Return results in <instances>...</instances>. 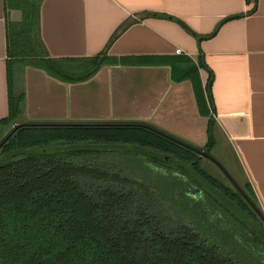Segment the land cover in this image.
<instances>
[{
    "label": "trees",
    "instance_id": "1",
    "mask_svg": "<svg viewBox=\"0 0 264 264\" xmlns=\"http://www.w3.org/2000/svg\"><path fill=\"white\" fill-rule=\"evenodd\" d=\"M15 2L24 12V24L9 32V114L0 127H11L12 133L17 125H29L15 131L0 149V264H239L199 231L183 210L188 200L197 208L208 202L203 210L207 223H217L225 213L264 228L240 191L202 168L205 157L193 150L212 156L217 146L215 76L203 54L197 61L186 55L51 58L40 38L43 0ZM120 64L168 65L175 82L190 81L200 115L208 118L207 145L196 147L149 124L32 126L52 123L21 121L26 93L18 91L16 79L27 66L78 84L105 65ZM201 70L209 73L206 83ZM140 156L165 171L171 169L173 177L159 172L157 179H150L152 174L145 172L137 178L129 167ZM176 162L178 170L172 167ZM140 166L153 173L151 166ZM191 188L204 191V199L189 196ZM242 189L260 208L250 183Z\"/></svg>",
    "mask_w": 264,
    "mask_h": 264
},
{
    "label": "crops",
    "instance_id": "2",
    "mask_svg": "<svg viewBox=\"0 0 264 264\" xmlns=\"http://www.w3.org/2000/svg\"><path fill=\"white\" fill-rule=\"evenodd\" d=\"M16 3L0 0V120L9 114V32L24 24ZM40 38L51 58L203 54L215 76L217 146L232 150L264 213V0H43ZM201 76L206 83L209 73ZM16 86L26 93L27 122L141 123L208 143L191 82H175L168 65H105L78 84L27 66Z\"/></svg>",
    "mask_w": 264,
    "mask_h": 264
},
{
    "label": "rangeland",
    "instance_id": "3",
    "mask_svg": "<svg viewBox=\"0 0 264 264\" xmlns=\"http://www.w3.org/2000/svg\"><path fill=\"white\" fill-rule=\"evenodd\" d=\"M21 121L25 122V119L23 118ZM11 129V127L8 129L0 128V143L4 138H6V136H8ZM212 156L227 169L230 175L242 188L246 186L248 181L246 180L237 158L226 142H222L221 145L217 146V148L213 150ZM134 161L137 164H134L129 168L137 178L144 176L145 174L143 173L145 172L152 174L149 177L150 179H157L156 175H158L159 172L173 177L171 175V169H166L165 171V168H159L157 165L154 166L150 163V159L140 156L137 160L134 159ZM141 163L151 166L153 173L149 169H145V167L142 168L140 166ZM172 165L174 169L178 170L177 162ZM201 167L206 169L211 175L221 180L229 187H233V184L228 177L211 160L204 158L201 161ZM174 174L175 176L179 175L177 173ZM199 194L197 197H199ZM220 201L226 205V201L223 198H221ZM206 204L208 205V202L198 204L197 206L199 208H197L190 200L185 201L183 206L185 216L187 217L188 215L190 218L191 215L194 219L193 221L195 223V227L207 236L210 241L217 244L225 254L235 258L239 264H264V249L257 236H262L263 233L261 226L259 227V224H257L259 222H250V220L245 222L243 218L240 221L235 218H229L222 212L224 216L223 218L219 217L217 223H207V217L203 214Z\"/></svg>",
    "mask_w": 264,
    "mask_h": 264
},
{
    "label": "water",
    "instance_id": "4",
    "mask_svg": "<svg viewBox=\"0 0 264 264\" xmlns=\"http://www.w3.org/2000/svg\"><path fill=\"white\" fill-rule=\"evenodd\" d=\"M29 124H24V125H17L14 129V131L12 133H10L8 135V137L0 144V149L1 147L5 144V142H7V140L15 133V131H17L18 129H20L23 126H28ZM32 126H84V125H91V124H31ZM178 143H181L182 145L188 147V148H192L190 145L183 143L177 139H173ZM193 150L197 151L198 153H200L203 157L208 158L209 160H211L213 163H215L222 171L223 173L228 177V179L231 181V183L238 189V191H240V193L243 195V197L246 199V201L251 205V207L258 213L259 217L262 219V221L264 222V213L261 211L260 208H258L254 202L250 199V197L245 193V191L242 189V187L234 180V178L230 175V173L227 171V169L225 167H223V165L218 162L213 156L209 155L206 152H202L200 150H197L195 148H193ZM202 193V191L199 188H194L192 189V193L194 194V197L197 196V194Z\"/></svg>",
    "mask_w": 264,
    "mask_h": 264
},
{
    "label": "flooded vegetation",
    "instance_id": "5",
    "mask_svg": "<svg viewBox=\"0 0 264 264\" xmlns=\"http://www.w3.org/2000/svg\"><path fill=\"white\" fill-rule=\"evenodd\" d=\"M185 180H186V178H184ZM194 189V188H193ZM191 191H190V193H189V196H191V197H193V198H195V199H197V200H199V199H202V198H204L205 197V194H204V191H202V193H200L199 194V197H197L198 196V194H197V196L196 197H194V194H191L192 193V188L190 189ZM245 222H246V220H245ZM250 222H252L251 220H250ZM261 226V229L263 230V233H262V236H260V235H257L258 236V239L260 240V244H261V246L263 247V249H264V228H263V226L262 225H260ZM259 226V227H260ZM263 255H264V251H263Z\"/></svg>",
    "mask_w": 264,
    "mask_h": 264
},
{
    "label": "built area",
    "instance_id": "6",
    "mask_svg": "<svg viewBox=\"0 0 264 264\" xmlns=\"http://www.w3.org/2000/svg\"><path fill=\"white\" fill-rule=\"evenodd\" d=\"M177 52H178V54H180V55L183 53L181 50H178Z\"/></svg>",
    "mask_w": 264,
    "mask_h": 264
}]
</instances>
